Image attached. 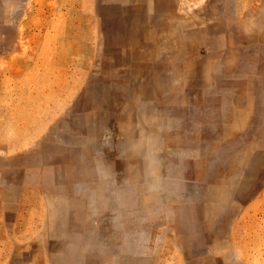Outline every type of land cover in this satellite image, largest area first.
<instances>
[{
	"label": "rangeland",
	"instance_id": "rangeland-1",
	"mask_svg": "<svg viewBox=\"0 0 264 264\" xmlns=\"http://www.w3.org/2000/svg\"><path fill=\"white\" fill-rule=\"evenodd\" d=\"M0 264H264V0H0Z\"/></svg>",
	"mask_w": 264,
	"mask_h": 264
}]
</instances>
